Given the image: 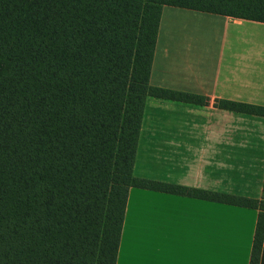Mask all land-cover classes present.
I'll return each instance as SVG.
<instances>
[{
    "label": "trees",
    "instance_id": "obj_1",
    "mask_svg": "<svg viewBox=\"0 0 264 264\" xmlns=\"http://www.w3.org/2000/svg\"><path fill=\"white\" fill-rule=\"evenodd\" d=\"M163 6L264 23V0H0V264H116L130 188L256 210L259 264L264 178L249 199L132 174L147 97L207 103L149 85Z\"/></svg>",
    "mask_w": 264,
    "mask_h": 264
},
{
    "label": "crops",
    "instance_id": "obj_2",
    "mask_svg": "<svg viewBox=\"0 0 264 264\" xmlns=\"http://www.w3.org/2000/svg\"><path fill=\"white\" fill-rule=\"evenodd\" d=\"M152 87L204 105L147 97L132 174L196 190L261 199L264 117L216 100L264 107V23L163 6ZM258 212L139 188L128 191L116 264H248ZM259 264H264V236Z\"/></svg>",
    "mask_w": 264,
    "mask_h": 264
},
{
    "label": "snow or ice",
    "instance_id": "obj_3",
    "mask_svg": "<svg viewBox=\"0 0 264 264\" xmlns=\"http://www.w3.org/2000/svg\"><path fill=\"white\" fill-rule=\"evenodd\" d=\"M136 264H154V262L141 261L136 262ZM155 264H192V262H155Z\"/></svg>",
    "mask_w": 264,
    "mask_h": 264
}]
</instances>
